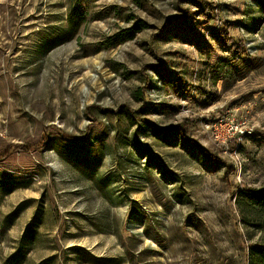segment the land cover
<instances>
[{
    "label": "rangeland",
    "instance_id": "1",
    "mask_svg": "<svg viewBox=\"0 0 264 264\" xmlns=\"http://www.w3.org/2000/svg\"><path fill=\"white\" fill-rule=\"evenodd\" d=\"M42 142L0 161V264H251L264 8L0 0V148Z\"/></svg>",
    "mask_w": 264,
    "mask_h": 264
},
{
    "label": "trees",
    "instance_id": "2",
    "mask_svg": "<svg viewBox=\"0 0 264 264\" xmlns=\"http://www.w3.org/2000/svg\"><path fill=\"white\" fill-rule=\"evenodd\" d=\"M262 8H264V0H255ZM145 24H140L139 27H144ZM220 35V34H219ZM132 34L129 33L128 37H131ZM231 48L235 49L236 52L242 56L243 49L238 48L235 43H230ZM238 50V51H237ZM45 144L42 142L41 145L35 144L31 145L29 143H10L2 148H0V161L6 159L9 155L14 152L22 151V152H32L33 151H40ZM207 155V154H206ZM239 195L240 197L245 196L250 200L251 203L256 204L259 209L264 210V188L256 189V190H248L242 187L239 188ZM250 263L251 264H264V249L259 248L257 245H252L250 247Z\"/></svg>",
    "mask_w": 264,
    "mask_h": 264
},
{
    "label": "built area",
    "instance_id": "3",
    "mask_svg": "<svg viewBox=\"0 0 264 264\" xmlns=\"http://www.w3.org/2000/svg\"><path fill=\"white\" fill-rule=\"evenodd\" d=\"M218 135H220L221 133H220V130H219V132L217 133ZM225 133H223V138H225ZM222 141L224 140V139H221Z\"/></svg>",
    "mask_w": 264,
    "mask_h": 264
}]
</instances>
